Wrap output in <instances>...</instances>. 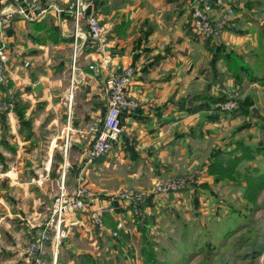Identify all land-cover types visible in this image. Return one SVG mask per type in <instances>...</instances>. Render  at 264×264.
<instances>
[{"label":"crops","instance_id":"crops-1","mask_svg":"<svg viewBox=\"0 0 264 264\" xmlns=\"http://www.w3.org/2000/svg\"><path fill=\"white\" fill-rule=\"evenodd\" d=\"M31 1L0 0V16L13 12L0 25L10 56L0 101L12 103L0 110V264H31L22 251L50 219L63 173L69 191L79 175L103 196L145 188L148 219L166 200L150 194L153 185L173 174L187 179L170 198L177 207L184 201L197 213L202 195L212 203L217 190L232 187L240 206L264 205V0H225L236 14L222 22L218 42L193 29V0H82L107 30L103 53L87 42V18L76 24L72 16L78 0H39L34 13ZM211 16L221 21L217 7ZM76 30L84 35L74 57ZM125 67L134 71L130 93L139 107L121 112L113 151L89 162L109 107L105 81ZM226 96L237 97L234 111L221 108ZM110 205L105 218L116 226L127 208ZM67 224L59 263L78 264L83 254L97 262L99 252L71 247L73 237L95 242L104 234L90 210ZM46 259L53 264L49 243Z\"/></svg>","mask_w":264,"mask_h":264},{"label":"rangeland","instance_id":"rangeland-1","mask_svg":"<svg viewBox=\"0 0 264 264\" xmlns=\"http://www.w3.org/2000/svg\"><path fill=\"white\" fill-rule=\"evenodd\" d=\"M261 101L264 107V94ZM186 181L180 174H173L155 182L150 194L166 200L165 205L152 209L150 219L146 213L142 214L146 212L145 202L125 206L127 209L122 212L123 219L118 221L121 226L120 223L113 226L105 218L104 234H97L95 242L76 236L73 237V244L70 241L71 247L88 249L91 253L99 252L98 264H264V205L256 209L240 206L237 187H232L230 193L224 191L228 188H221L217 190L218 195L212 203H208L207 196L202 195V205L196 213L192 204L182 201L185 206L177 207L170 199L174 192L185 186ZM164 184L170 185L167 190L156 191ZM58 185L55 183V190H59ZM138 189L145 191V188ZM145 192L148 197L149 193ZM241 213L246 214L244 219L239 217ZM68 228L69 225L64 227L66 236L62 237L60 246L68 237ZM50 230L54 232L48 240L52 245L55 229L52 227ZM112 230L117 231L118 235L112 236ZM37 235L33 233V237ZM64 254L69 255L67 251ZM60 257H57L55 264H60ZM65 259L68 258L65 257L64 262ZM75 262L84 264L79 256Z\"/></svg>","mask_w":264,"mask_h":264},{"label":"built area","instance_id":"built-area-1","mask_svg":"<svg viewBox=\"0 0 264 264\" xmlns=\"http://www.w3.org/2000/svg\"><path fill=\"white\" fill-rule=\"evenodd\" d=\"M195 3L191 13V24L193 29L207 41L218 42L223 36V23L229 17L236 14V8L225 0H193ZM92 2L78 0L70 11L76 24L81 19L87 18V42L92 45L97 52L103 53L108 47L107 30L101 23L100 18L94 14H88L87 9ZM220 11L221 21L215 22L211 16L214 8ZM29 9L32 13L40 9L39 0H32L29 3ZM16 13L25 17H30L22 8H18ZM13 15L9 12L0 16V25L8 22ZM84 35L83 31L76 30L74 35V48L77 55L79 39ZM10 60L6 45L0 42V86L6 85L9 81L8 62ZM94 68L95 65H90ZM134 81V71L130 67H125L118 72L112 73L105 81V88L108 97V112L105 116L102 127L99 129L91 148L89 150L88 160L93 162L105 155L111 153L116 144L122 137V127L120 125V114L123 110L135 111L139 107L138 98L130 93V88ZM71 97V93H70ZM12 103L9 100L0 101V110L7 109ZM237 107V100L232 99L221 104L224 110H233ZM167 184V183H166ZM170 185L159 186L156 191H164ZM167 190V189H166ZM147 193L137 187H126L108 196L96 192L86 182L83 175H79L77 185L69 191L65 186V174L62 175V182L57 192L51 210V217L46 222L45 228L34 237L22 254L27 257L31 264H50L46 259L47 245L50 237V228L55 229V236L52 243L53 264L56 263L59 254L60 241L66 236L67 220L70 216L76 215L81 211L90 210V218L95 227L104 231L106 229L105 213L110 210L111 202H117L122 207L139 205L144 203ZM105 200L106 203L100 202ZM120 226L122 225L121 222ZM118 223V225H119ZM112 236H117L118 232L113 231Z\"/></svg>","mask_w":264,"mask_h":264},{"label":"trees","instance_id":"trees-1","mask_svg":"<svg viewBox=\"0 0 264 264\" xmlns=\"http://www.w3.org/2000/svg\"><path fill=\"white\" fill-rule=\"evenodd\" d=\"M232 99H235V100H238L237 99V97H228L227 98V96L226 97H224L222 100H221V104L222 103H224V102H226V101H229V100H232ZM238 102V101H237ZM236 109V108H235ZM235 109H233L232 111H234ZM228 236V235H227ZM255 242H256V240H255ZM255 245V244H254ZM256 245H258V244H256ZM242 249V248H241ZM240 249V250H241ZM80 259H81V261H83L84 262V264H98V262H94V260H93V258H92V256H90L89 254H83V255H81L80 256Z\"/></svg>","mask_w":264,"mask_h":264},{"label":"bare ground","instance_id":"bare-ground-1","mask_svg":"<svg viewBox=\"0 0 264 264\" xmlns=\"http://www.w3.org/2000/svg\"><path fill=\"white\" fill-rule=\"evenodd\" d=\"M72 93V92H71Z\"/></svg>","mask_w":264,"mask_h":264}]
</instances>
